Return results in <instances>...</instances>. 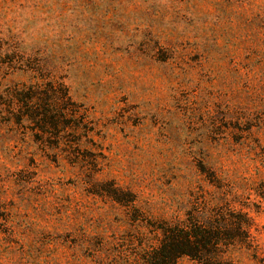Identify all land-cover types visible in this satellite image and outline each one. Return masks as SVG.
<instances>
[{
	"label": "rangeland",
	"instance_id": "1",
	"mask_svg": "<svg viewBox=\"0 0 264 264\" xmlns=\"http://www.w3.org/2000/svg\"><path fill=\"white\" fill-rule=\"evenodd\" d=\"M0 98V264H128L204 217L264 264V0H0Z\"/></svg>",
	"mask_w": 264,
	"mask_h": 264
},
{
	"label": "trees",
	"instance_id": "2",
	"mask_svg": "<svg viewBox=\"0 0 264 264\" xmlns=\"http://www.w3.org/2000/svg\"><path fill=\"white\" fill-rule=\"evenodd\" d=\"M30 99L29 93L24 94L21 100L25 118L36 122L38 127L54 130L58 128L59 124L55 121L59 118L58 111L53 108L51 102H41L28 107L27 100ZM237 217L246 219L242 214ZM234 226L237 229V236L230 233ZM247 227V220L235 223L232 219L224 218L217 222L212 220V217H204L201 220L189 219L175 224L162 222L154 228L156 235L159 236L158 244L153 247L152 239H147L140 244L138 252L132 259L129 258L128 264H176L183 257H188L199 264H238L229 255L219 254L213 249L229 240L235 241V237L245 239Z\"/></svg>",
	"mask_w": 264,
	"mask_h": 264
}]
</instances>
